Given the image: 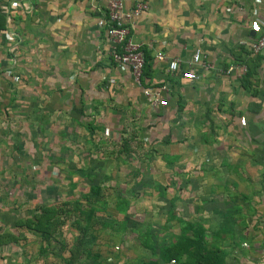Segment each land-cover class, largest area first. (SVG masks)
Segmentation results:
<instances>
[{"label":"crops","instance_id":"0c3cea01","mask_svg":"<svg viewBox=\"0 0 264 264\" xmlns=\"http://www.w3.org/2000/svg\"><path fill=\"white\" fill-rule=\"evenodd\" d=\"M137 1L147 10L130 37L146 51L144 83L166 81L156 53L186 61L197 48L214 69L168 82L165 108L148 107L128 70L110 62L104 0H0V214L9 191L22 195L32 181L29 166L41 183L61 158L73 186L76 164L119 150L116 165L126 155L138 166L116 175L147 180L188 219L243 228L237 264H264V70L247 50L264 0H122L126 10ZM234 63L248 69L242 81L215 71ZM96 127L98 140L87 132ZM146 148L150 162H138Z\"/></svg>","mask_w":264,"mask_h":264},{"label":"rangeland","instance_id":"374dc122","mask_svg":"<svg viewBox=\"0 0 264 264\" xmlns=\"http://www.w3.org/2000/svg\"><path fill=\"white\" fill-rule=\"evenodd\" d=\"M87 132L94 140L103 137L100 127ZM100 151L89 166L83 164L86 159L75 165L73 186L67 178L70 168L61 158L55 170L42 173L41 183L32 174L37 167H28L32 181L26 179L22 195L9 191L10 199L4 200L11 209L6 206L0 214V240L8 250L2 258L8 264H194L199 257L188 253L200 255V248L218 257L211 264H237L238 251L246 249L240 238L243 228L216 229L209 220L188 219L175 202L151 194L147 180L119 177L122 169L138 166L130 165L126 155L118 166L119 150L112 151L111 159ZM138 151V162H150L151 149ZM158 158L160 162L163 156Z\"/></svg>","mask_w":264,"mask_h":264},{"label":"built area","instance_id":"2783aa9c","mask_svg":"<svg viewBox=\"0 0 264 264\" xmlns=\"http://www.w3.org/2000/svg\"><path fill=\"white\" fill-rule=\"evenodd\" d=\"M102 22L104 38L108 47V58L113 66L128 70L132 81L141 89V94L150 108H165L168 105L169 83L179 79L183 83L197 81L202 71L214 70L199 49H194L186 61L156 53L154 59L165 66L166 81L144 83L143 70L146 64L144 46L130 37L132 22L147 10L142 1H137L131 9L124 8L122 0H104ZM254 38L247 46L250 56L262 58L264 70V17L255 15L249 25ZM226 77L232 76L242 81L248 73L245 64L234 63L215 70ZM112 82V81H110Z\"/></svg>","mask_w":264,"mask_h":264},{"label":"trees","instance_id":"16d2710c","mask_svg":"<svg viewBox=\"0 0 264 264\" xmlns=\"http://www.w3.org/2000/svg\"><path fill=\"white\" fill-rule=\"evenodd\" d=\"M196 245V243H195ZM166 255L171 254V250H167ZM194 253V255H193ZM189 257L193 255V259H196V257H199V260H195L194 264H211L213 261L217 260V256L213 253H209L206 251L204 248H200V255H196V252H189ZM182 264H187V263H182Z\"/></svg>","mask_w":264,"mask_h":264}]
</instances>
